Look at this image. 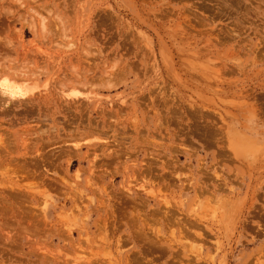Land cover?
Returning a JSON list of instances; mask_svg holds the SVG:
<instances>
[{"label":"rangeland","instance_id":"374dc122","mask_svg":"<svg viewBox=\"0 0 264 264\" xmlns=\"http://www.w3.org/2000/svg\"><path fill=\"white\" fill-rule=\"evenodd\" d=\"M6 82L0 264H264V0H0Z\"/></svg>","mask_w":264,"mask_h":264},{"label":"bare ground","instance_id":"6f19581e","mask_svg":"<svg viewBox=\"0 0 264 264\" xmlns=\"http://www.w3.org/2000/svg\"><path fill=\"white\" fill-rule=\"evenodd\" d=\"M5 83V82H4ZM3 84V83H2ZM2 84H0V85H2ZM10 84V83H9ZM10 86H12V84L10 85ZM10 86L8 85V83L6 82V85L4 84V85H2V86H0L1 88H0V90H1V92L2 93H5V94H12V92L14 93L15 91H12L13 89H11L10 88ZM13 88V87H12ZM18 91V90H17ZM13 97V96H12ZM17 97V96H16ZM136 225V224H135Z\"/></svg>","mask_w":264,"mask_h":264}]
</instances>
